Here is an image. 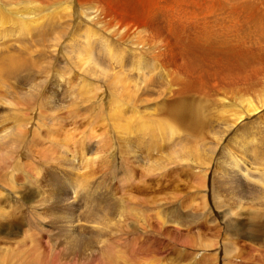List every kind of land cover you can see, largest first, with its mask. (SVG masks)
Returning a JSON list of instances; mask_svg holds the SVG:
<instances>
[{"label":"rangeland","instance_id":"obj_1","mask_svg":"<svg viewBox=\"0 0 264 264\" xmlns=\"http://www.w3.org/2000/svg\"><path fill=\"white\" fill-rule=\"evenodd\" d=\"M3 1L0 59L7 52L20 58L8 82L32 86L37 97L29 115V108L23 111L29 126L18 156L11 146L0 149V174L12 170L17 185L15 192L0 176V259L13 249L16 264H123V256L133 264H264V99L232 88L173 94L177 86L160 64L148 56L136 61V51L119 44L129 69L120 76L132 79L130 88L137 75L150 81L128 103L111 100L110 92H117L110 86L120 85L107 79L118 66L102 53L98 38L89 39L88 52L67 40H84L86 16L54 0H12L18 5L11 7ZM37 26H45L46 39ZM191 47L188 52L202 46ZM85 57L106 75L84 73L79 63ZM134 61L140 68L131 66ZM80 77L97 91L83 87ZM190 105L200 115L194 132L167 114L169 107ZM17 118L11 105L0 103V126L13 130ZM153 124L161 132L149 130ZM182 147L191 155L158 166L163 154ZM135 216L144 224L140 220L132 231Z\"/></svg>","mask_w":264,"mask_h":264},{"label":"bare ground","instance_id":"obj_2","mask_svg":"<svg viewBox=\"0 0 264 264\" xmlns=\"http://www.w3.org/2000/svg\"><path fill=\"white\" fill-rule=\"evenodd\" d=\"M5 2L9 7L13 3L18 5V2L12 0H6ZM54 2L71 5L87 18V21L84 20L82 23V26H84L82 30L84 40L76 41L70 37L67 39L68 43L81 52H88L90 49L89 39L92 37L98 38L102 53L117 64L118 73H111L107 79V83L120 85L116 89L117 85L110 86L111 84H108L117 92L116 95L110 92L109 98L111 100L118 96L116 99L128 103L135 99L140 91L139 89L145 88L144 90H147L146 85L150 81V78L145 76L144 78L140 76L142 79L139 80L137 75L130 88L127 81L132 79L120 76L124 70H129L121 59L123 56H121L122 48L118 49L119 44H124L126 45L125 50L136 51L134 53L138 57V59L135 58L136 61L140 62L143 56H148L160 64L157 65L159 71L165 72L164 75L167 77L168 83L177 86L174 92L172 91L173 94L176 93L177 95L178 92L179 95L191 93L192 91L200 94L199 89H201L206 94L212 95L219 93L221 90L225 91L226 88H232L236 89L237 92L252 91L256 93L257 102H263L264 87L261 85L264 84V0H54ZM25 10L23 9V12L28 16L31 10L29 8L27 9L29 12H25ZM90 15H93L92 19ZM24 22L27 26L29 25L27 19ZM37 29H39L38 35L42 39H46L47 37L43 34L45 26H37ZM61 36L62 34L59 37ZM194 44L202 46L201 49L188 52L189 49L193 50L191 45L194 47ZM26 49L24 47L23 51H26ZM9 54L7 52L0 59V79L7 85L6 87H0V103L4 102L11 105L17 111L18 118L12 124V127L15 128L13 130H10L11 125L2 124L0 126V147H2L0 149L12 147L15 150L13 152L15 157H17L22 149L20 141L24 138V129L29 126V121H26L28 117L23 111L29 108V115L32 109L31 103L35 101L37 93L32 86L23 89L22 87L17 88L8 82V71L16 72L18 69L16 65L19 66L17 61L20 59L14 57L18 55L16 53L14 56ZM130 64L133 67L140 68L135 61ZM79 66L84 73L90 71L94 74L97 72V76L103 77L106 75V72L102 69L95 70L96 66L98 68V64L94 61L89 64L86 57L83 58V61H80ZM187 72H197V75L195 77L182 76L183 73ZM180 78H182V81ZM78 80H81L82 86L87 87L90 91L99 88L94 83L85 81L82 77ZM210 86L212 89H210ZM88 94L83 91L82 97L86 96L88 98ZM114 103L116 104V102ZM251 103L253 102H246V105L255 110L254 105ZM194 106L190 105V107H184V109L169 107L167 112L171 117L169 120L182 119L186 128L194 132L199 122L197 118L200 116L199 111L195 110L196 107L194 108ZM113 112H115V115L120 116L119 110L115 109ZM165 123L166 121H162V124H159L162 130H165ZM128 127V123H125L122 128L127 131ZM149 130L158 133L160 131L156 124L149 127ZM184 147L182 148L184 149ZM183 151L163 154L160 157L161 160L158 166L164 168L170 164L171 160H175L176 157L180 158L179 154L182 156L191 152L190 149H184ZM186 160L190 161L191 159L188 157ZM150 170H152L151 166ZM11 171L2 172L0 176H6L9 188L16 192L17 185L11 184ZM204 172L203 176L205 175ZM245 177L247 178L246 175ZM22 186L25 187L24 191H27L28 186ZM28 194L31 195L32 193L28 191ZM1 202L2 198L0 196V210H4ZM238 205L236 208L240 207ZM134 220L131 219L130 223V230L132 231L136 229L140 220V223L144 224V220L140 216H135ZM177 220H174V224L178 222ZM160 222L166 223L164 219H161ZM1 228L3 230L5 226H1ZM10 252L11 254H6L5 259H0L4 262L3 264H16V262H19L15 259L17 258V252L13 249ZM118 254L114 255L119 256ZM122 260L123 264H133L132 260L124 259V256ZM135 261H138V259ZM138 264L142 263L139 262Z\"/></svg>","mask_w":264,"mask_h":264}]
</instances>
